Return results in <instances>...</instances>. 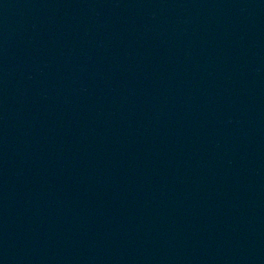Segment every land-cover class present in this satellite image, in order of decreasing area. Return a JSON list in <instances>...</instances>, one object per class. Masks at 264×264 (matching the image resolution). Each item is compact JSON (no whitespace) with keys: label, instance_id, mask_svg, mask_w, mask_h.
Instances as JSON below:
<instances>
[{"label":"water","instance_id":"95a60500","mask_svg":"<svg viewBox=\"0 0 264 264\" xmlns=\"http://www.w3.org/2000/svg\"><path fill=\"white\" fill-rule=\"evenodd\" d=\"M0 264H264V0H0Z\"/></svg>","mask_w":264,"mask_h":264}]
</instances>
